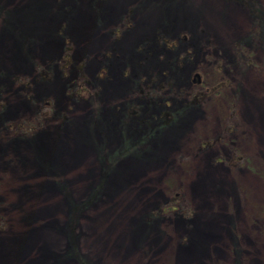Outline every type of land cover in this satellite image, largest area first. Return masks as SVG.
<instances>
[{
    "label": "rangeland",
    "instance_id": "374dc122",
    "mask_svg": "<svg viewBox=\"0 0 264 264\" xmlns=\"http://www.w3.org/2000/svg\"><path fill=\"white\" fill-rule=\"evenodd\" d=\"M162 33L186 38L171 50L158 43ZM51 61L50 80L39 79ZM159 73L148 90L162 81L156 100L169 108L199 87L194 73L221 86L172 129L136 143L78 210L83 264H264V33L248 8L226 0H0V264H55L72 251L52 227L70 216L67 195L81 204L100 183L110 164L96 148L103 140L113 152L145 133L141 116L125 110L134 79ZM15 124L36 126L38 142H8ZM175 194V209L163 211ZM152 210L160 215L146 225Z\"/></svg>",
    "mask_w": 264,
    "mask_h": 264
},
{
    "label": "trees",
    "instance_id": "16d2710c",
    "mask_svg": "<svg viewBox=\"0 0 264 264\" xmlns=\"http://www.w3.org/2000/svg\"><path fill=\"white\" fill-rule=\"evenodd\" d=\"M226 1H230V2H237L239 4H241L242 6H245L246 8L249 9L250 13L252 14V17H254V19L256 21H258V25L259 28H261V30L264 33V7L257 3L255 0H226ZM4 11H6V17H4L6 19V21H4V23H6V26L9 27V29L12 31V28L15 27L12 20V23L10 22V11H8L6 8L2 9ZM134 12L133 8H131V10L129 9L128 13L125 16V21L129 20L131 14ZM9 17V18H8ZM261 26V27H260ZM13 31L17 34H21L19 30L17 29H13ZM163 35L160 37V40L158 39V43L159 44H164V45H168V48H170L171 50H174L176 48V46L180 43L179 41H183V39H185L186 37H184V35H181L180 37H178V39H168L166 38V36L164 35L165 33H162ZM23 37V48H25L26 50L28 48H32L30 46V44L27 42V38ZM24 39L26 41H24ZM145 43V44H144ZM143 43V47L146 46L147 42ZM235 44L239 47V43ZM140 49L142 48L139 47ZM69 52L67 53V55L65 56L64 59V65L63 67L66 70V67L70 64L69 62L71 61L70 58H72V54H71V48H69ZM144 49V48H142ZM237 51H241L240 48H236ZM112 50H114L113 48L111 49V52H113ZM148 53H150V51H147ZM108 56V55H107ZM177 57V59H176ZM175 59H173V61H177L178 62V66H181L183 64V62L186 59V56L184 57L181 53H178L176 55ZM192 57L191 54L189 56V58ZM55 63V61H51L50 62V68L49 69H44L41 68L40 70V78L43 81H49L51 77V70L53 69V64ZM85 63H83L84 65ZM82 65V67H84ZM140 72H138L139 74ZM163 74V73H162ZM161 73H159L158 75L155 74L152 79L149 82H144L142 83V79H139V77L135 78L133 81L134 86L136 87L135 90L132 91V96L135 97V101H132L130 103H128L127 108L125 110V114L126 116H130L128 114L129 111H132L135 114H138L141 116V121L143 122V124L147 127L145 133L141 134L140 137L136 138V140H133V138H131L130 136H125V140L123 142V144L121 146H119L118 148H116V150H114L113 152H108L104 146L106 145V140H103L104 142L102 144H98V146L96 148H99V151L104 155V151L106 152L107 156L109 158L110 164H105L103 167V172H102V178L100 183L98 184V186L93 190L91 196L85 201L82 202L81 204H74L71 202L69 195H67V199L68 202H70L69 208H72V211L70 212V216L68 213V218L66 220V222L64 224H60V225H56L52 226L50 223V225L48 223H42L41 225L43 226H52L55 230H57L58 232L62 233L63 235H65L69 240L70 243L72 244V251H65L63 252L61 255H59L56 259H55V264H61L63 261L71 258H73V256H75L77 258V255L80 256V258L82 260H78V263L83 264V256L80 254V250H78V242H77V223H78V217H77V213L78 210L84 206V203L90 204L91 202L95 201L99 195L101 194L103 185H104V180L106 178V174L108 172H110V170L114 167V164L123 156L126 154H132L135 152H138L140 149L136 148L135 146L138 145V143H141L142 145L148 144L149 142L151 143L152 139H157V137L159 135H161V133L163 131H165L166 129H172L173 126H175L176 124H178V122L181 120L182 117H184L190 110L192 109H196L199 108L202 103L207 99V97L211 94V92H219L218 88L221 86V83H215V84H211L209 86L203 85L202 82L200 81V78H198V76L194 73V77H193V82L195 85H198L199 87L194 89L193 91L189 92L186 97L184 98L185 100L181 103V104H177L175 107L173 108H169L170 104H169V100L166 99L165 97H163L162 102H159L158 100H156L157 98H159L161 96V91L162 89L164 90V83L161 81L160 82V87L154 91V90H148V88H153L155 87V85L157 84L156 82L159 80L160 77H163ZM156 83V84H155ZM173 83V79L172 77L169 78L168 77V81L167 84L169 86H172L171 84ZM100 84V83H99ZM98 84V85H99ZM155 84V85H154ZM81 85V84H78ZM153 85V86H151ZM82 87V86H81ZM101 87L99 85L98 90L100 91ZM98 91V92H99ZM181 95V94H180ZM137 99L139 100H143V103L145 104V108L143 107V104L138 103ZM34 102V101H33ZM162 103L163 108L157 113V114H150V116H148L147 118H145V114L151 110L154 106H156L157 104ZM181 106V107H180ZM142 107V109L140 110V108ZM99 107H97L94 116L96 117L97 115V111H98ZM98 116V115H97ZM40 120H44V118L47 119V116H45L44 114H40L39 116ZM41 117V118H40ZM61 123L59 127L66 125L68 122H66L67 120L65 118L61 119ZM70 121V120H69ZM68 126H72V124H68ZM11 128H15L16 131V135H19L17 137L13 136V134H11L10 136H8V142L12 141V140H18L20 138H24L21 137V134L23 136H28L31 137V139H33L34 137H38L36 136L37 134V130L38 128H36V126H27L26 127H22L19 128V125L15 126H11L9 127ZM12 131H14V129H11ZM73 134H76V132H72ZM38 142V138L35 139ZM34 140V141H35ZM40 141V140H39ZM7 142V143H8ZM137 143V145H136ZM11 144V143H10ZM141 145V146H142ZM140 146V147H141ZM145 149V148H144ZM102 154H100V161H103V157ZM99 158V157H98ZM110 168H109V166ZM53 167V166H52ZM107 167V168H106ZM61 167H56L54 168L55 171H57V175H60V169ZM62 169V168H61ZM109 169V170H108ZM54 171V172H55ZM61 176V175H60ZM63 177V176H62ZM54 180V179H53ZM53 180H51L50 178L47 181V183L50 182V186L53 185ZM62 180V178H61ZM179 201V195L175 194L172 195V197L169 199L168 203L162 208L163 211H172L175 208L176 203H178ZM157 210H152L151 211V215H148L143 221L146 225H150L152 222H154L157 218L158 215L156 213ZM188 227L192 230V224L188 223ZM237 246V245H236ZM238 249V248H237ZM239 251V250H238ZM237 251V252H238ZM76 254V255H75Z\"/></svg>",
    "mask_w": 264,
    "mask_h": 264
}]
</instances>
